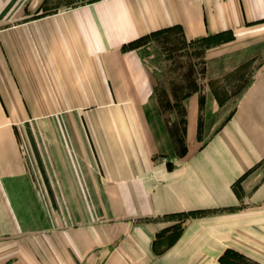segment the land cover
<instances>
[{
    "label": "crops",
    "instance_id": "0c3cea01",
    "mask_svg": "<svg viewBox=\"0 0 264 264\" xmlns=\"http://www.w3.org/2000/svg\"><path fill=\"white\" fill-rule=\"evenodd\" d=\"M26 1L0 0V264H264V0ZM176 26L231 35L206 47L180 149L157 73L124 49Z\"/></svg>",
    "mask_w": 264,
    "mask_h": 264
},
{
    "label": "rangeland",
    "instance_id": "374dc122",
    "mask_svg": "<svg viewBox=\"0 0 264 264\" xmlns=\"http://www.w3.org/2000/svg\"><path fill=\"white\" fill-rule=\"evenodd\" d=\"M91 1L96 0H45L42 4H39L41 0H36L35 3L34 0H27L24 4L26 11L25 17H33L38 12L54 13L67 10ZM230 37L231 35L209 38L205 41L188 45L181 38V33L175 31L167 36V38L161 36L160 38L151 40L143 50V56L157 73V97L162 104L165 119L169 123V131L177 142L179 149L182 147L183 142L182 128L185 113L182 97L187 92V86L193 80H198L201 77L200 74L204 68V53L206 47ZM192 67H195V73L192 71ZM253 71L254 67L251 68L252 73ZM249 76L242 83H236L230 85L228 88L226 87L227 89L221 88L217 91V95L221 101V111L219 116H207L203 118L202 138L207 139L211 135L212 129L219 127L221 123L228 119L236 104V97L249 81ZM173 89L179 100L177 106L171 109L167 108L166 104L169 93L173 92ZM83 204L85 214H91L92 209H95V198L84 197ZM47 215L45 214V217Z\"/></svg>",
    "mask_w": 264,
    "mask_h": 264
},
{
    "label": "trees",
    "instance_id": "16d2710c",
    "mask_svg": "<svg viewBox=\"0 0 264 264\" xmlns=\"http://www.w3.org/2000/svg\"><path fill=\"white\" fill-rule=\"evenodd\" d=\"M175 31H178L179 33H181V38L183 39L185 44H188V45L194 44L195 42L207 40V39H198L195 41H187V39L185 38L181 28L176 26V27H172V28H167V29L155 31V32H152L148 35L142 36V37L126 44L124 46V49L141 50L143 52V50L147 47V45L151 42V40L156 39V38H160L161 36H165L167 38V36H169L171 33L175 32ZM194 68L195 67H192V71H194V73H195ZM202 72L203 71H201V73ZM198 87H199V85L197 83V80H193L192 82H190L189 85L187 86V92L184 95V97H182V99L187 98L189 95H191V93L197 91ZM173 95L175 98H178L174 89H173ZM177 103H178V99H176V101L174 103H172L171 100L168 98L166 106H167V108L173 109L177 106ZM161 106H162V104H161Z\"/></svg>",
    "mask_w": 264,
    "mask_h": 264
}]
</instances>
